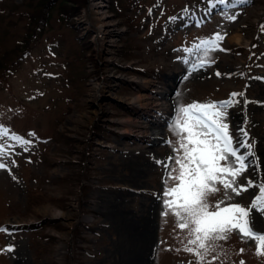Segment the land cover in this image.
I'll return each instance as SVG.
<instances>
[{"label": "rangeland", "instance_id": "1", "mask_svg": "<svg viewBox=\"0 0 264 264\" xmlns=\"http://www.w3.org/2000/svg\"><path fill=\"white\" fill-rule=\"evenodd\" d=\"M65 1L76 9L71 22L60 15ZM92 1L0 0V264H131L134 254L144 264H264L256 243L235 232L201 261L185 250L197 246L179 218L163 215L183 155L175 121L193 103L233 101L225 122L247 165L236 185H253L240 195L217 185L209 211L249 208L260 195L264 0H104L105 30ZM113 32L106 62L97 47ZM159 78L173 111L166 135L149 142L124 131L156 112L126 102L151 94L134 91L135 79ZM250 211L264 234V213Z\"/></svg>", "mask_w": 264, "mask_h": 264}, {"label": "snow or ice", "instance_id": "2", "mask_svg": "<svg viewBox=\"0 0 264 264\" xmlns=\"http://www.w3.org/2000/svg\"><path fill=\"white\" fill-rule=\"evenodd\" d=\"M220 39L222 37L217 35L216 40ZM236 95L233 94V97ZM232 104V100L220 104L193 103L181 107L180 116L175 121L180 136L177 152L182 150L183 155L175 161L179 169L173 171L178 174L172 176L169 173V178L178 183L164 193L170 199L164 202L167 211L163 215L167 216L171 212L179 218V228L188 230L189 236L194 237L189 243L198 249L186 247L185 250L195 252L201 261L205 254L214 250L215 241H226L234 232L241 238L254 241L259 249L258 255L264 256V234L255 232L249 220L251 209L264 213V184L259 186L260 195L254 198L249 208L239 204L221 208L217 203L215 210L209 211V197L221 191L217 185H222L224 190H231L236 195L253 186L251 181H248L247 186L236 185V179L247 165L245 157L233 147V137L225 122L226 110ZM19 142L27 143L23 140ZM229 156L234 157V161L222 165L221 161H227ZM3 167L5 165L0 163V168ZM225 196L231 199L227 191ZM241 264L244 262L241 261Z\"/></svg>", "mask_w": 264, "mask_h": 264}, {"label": "bare ground", "instance_id": "3", "mask_svg": "<svg viewBox=\"0 0 264 264\" xmlns=\"http://www.w3.org/2000/svg\"><path fill=\"white\" fill-rule=\"evenodd\" d=\"M91 8L94 10V13L96 15H100L102 16L100 18V22L101 23H105L103 25H101V28L103 30H105V28L108 27H112V23L107 20L109 17L107 15V13L105 12V6H104V0H93L91 3ZM99 26V24H98ZM105 27V28H104ZM102 32V31H101ZM235 37V36H234ZM106 38L109 40V36H105L103 39L106 40ZM232 38V37H231ZM230 38V39H231ZM236 38V37H235ZM239 38V37H237ZM111 42V41H110ZM116 42V41H115ZM248 44L250 45V42H248ZM140 87V84H139ZM171 93L170 88L164 89L162 91V93L160 94V97L163 100H156V98L151 97V98H145L142 95H137L133 98L130 99V101L126 102V104H128L129 106H131V108H134L137 112H143L144 114H149L152 113L153 111H155L156 113H158V115H155L152 117L155 118V120L153 121H149L147 124H139V122H135L132 127L130 128H125V131L127 134H132L135 135L138 138H143V139H147V141L149 142H156L158 140L161 139L162 136L166 135V132L164 131L163 127L166 125V123L168 122L170 115L173 111V107L172 104L169 101V95ZM145 99H148V101L146 102ZM121 122H125V121H121ZM136 173V171H135ZM134 175V174H133ZM137 175V174H136ZM139 176V175H138ZM104 199V198H103ZM109 199V197H108ZM107 200V199H105ZM104 200V201H105ZM103 201V202H104ZM109 201V200H108ZM110 202V201H109ZM106 203V202H105ZM114 203V202H113ZM121 205V204H120ZM114 212V211H113ZM116 212V211H115ZM56 215H61V212H57L55 213ZM110 214V213H109ZM113 214V213H112ZM123 214V213H122ZM126 214V213H125ZM117 216V215H116ZM121 216V215H120ZM126 217V216H125ZM119 218V217H118ZM123 219V218H122ZM130 220V219H129ZM143 220V219H142ZM128 222V221H127ZM132 222V221H131ZM147 222V221H146ZM148 223V222H147ZM125 224V223H124ZM153 224V223H152ZM118 229V228H117ZM127 230V228H126ZM137 230V229H136ZM145 230V229H144ZM129 231V230H128ZM139 229L136 231V236L138 234ZM131 232V231H130ZM142 233V232H141ZM145 233V232H144ZM133 234V233H132ZM143 235V233H142ZM134 236V235H133ZM145 236V234H144ZM135 237V236H134ZM143 237V236H142ZM144 239V237H143ZM130 241V240H129ZM141 241V240H140ZM121 242V241H120ZM136 242V241H135ZM139 242V241H138ZM147 242V241H146ZM131 243V242H130ZM126 244V243H125ZM120 245V243L118 244ZM132 245V244H131ZM137 247V246H135ZM120 248V246H119ZM118 248V249H119ZM128 248V247H127ZM137 249V248H136ZM148 250V249H147ZM121 251V250H120ZM126 251V250H125ZM137 251V250H136ZM123 252V251H122ZM121 252V254H122ZM118 253V252H117ZM126 253V252H125ZM132 253V252H131ZM138 253V252H137ZM143 253V252H142ZM134 254V253H133ZM141 254V253H140ZM128 256V255H127ZM126 256V258H127ZM131 256V255H129ZM128 256V257H129ZM144 256V255H143ZM143 256H139V255H133L132 260L130 261L131 264H137L140 263V261L142 262V264L145 263ZM125 258V257H123ZM121 259H122V255H121ZM124 260V259H123ZM122 260V261H123ZM125 261V260H124ZM148 261V260H147ZM124 263V262H123ZM122 264V263H121Z\"/></svg>", "mask_w": 264, "mask_h": 264}, {"label": "built area", "instance_id": "4", "mask_svg": "<svg viewBox=\"0 0 264 264\" xmlns=\"http://www.w3.org/2000/svg\"><path fill=\"white\" fill-rule=\"evenodd\" d=\"M115 35H116V33L115 32H113L112 33V35H111V37H112V42L110 43V44H108L109 43V40L107 39V42H103L102 41V46L101 45H99L98 47H97V51H98V53H99V55H101V57H103L104 58V61H110L111 59H107V57L106 56H103L102 55V52H103V50L106 48V47H111V46H113V43H114V37H115ZM134 83H135V87H133V90L134 91H136V92H141V89H143V91L144 90H147V91H149V92H151V94H148L147 96L149 97V98H151V97H154V98H156V100L158 101V100H160L159 99V97H158V95L161 93V90H162V88H161V85H159V83L155 80L154 82H151V81H149V83H148V81L145 83V84H143V86L142 87H139V83L137 82V81H134ZM141 88V89H140ZM156 89V90H155ZM144 92H146V91H144Z\"/></svg>", "mask_w": 264, "mask_h": 264}, {"label": "trees", "instance_id": "5", "mask_svg": "<svg viewBox=\"0 0 264 264\" xmlns=\"http://www.w3.org/2000/svg\"><path fill=\"white\" fill-rule=\"evenodd\" d=\"M57 2V0H48V3H50V4H55ZM66 2L67 1H65V4L64 5H62L61 7H60V15H61V17H63L67 22H71L70 21V19H71V17L75 14V12H76V9H74L73 7H69V6H67V4H66ZM15 6H18V5H15ZM3 15V14H2ZM2 20H3V18H2ZM73 23V22H72ZM1 25H0V34L2 35V36H4V35H7V30H5V32H6V34H4L2 31H1V27H2V23H0ZM2 29H4V28H2ZM33 30V29H32ZM6 56L7 55H5L3 58H2V60H0V73L1 72H3L4 71V69L6 68V63L4 62V60H6ZM69 184V183H68ZM52 238V237H51Z\"/></svg>", "mask_w": 264, "mask_h": 264}]
</instances>
